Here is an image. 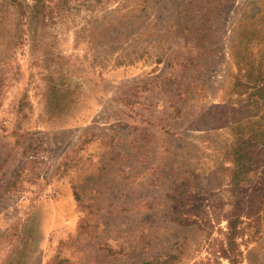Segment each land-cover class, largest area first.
<instances>
[{"label":"rangeland","instance_id":"1","mask_svg":"<svg viewBox=\"0 0 264 264\" xmlns=\"http://www.w3.org/2000/svg\"><path fill=\"white\" fill-rule=\"evenodd\" d=\"M112 6L0 57V264H264V0Z\"/></svg>","mask_w":264,"mask_h":264},{"label":"trees","instance_id":"2","mask_svg":"<svg viewBox=\"0 0 264 264\" xmlns=\"http://www.w3.org/2000/svg\"><path fill=\"white\" fill-rule=\"evenodd\" d=\"M148 3L149 0H0V57L12 56L17 48L26 43L31 42V45H33L31 49L36 51L41 45H47L49 40L51 42L57 41V34L50 31V29L64 23L69 26L68 20L70 18L71 23H78L75 19L78 16L80 23L76 26L79 31H94L96 23L100 21L97 12L109 6V4H113L109 8L111 14L117 13L119 16H111L113 21L110 19L109 23L117 27L120 23H123L122 18H139L147 8ZM44 53L39 58L45 61L49 59V52L44 51ZM121 55L119 53L120 58ZM121 62L123 61L117 60L116 65L121 64ZM51 69L46 67L49 77L52 76ZM70 86V83L51 84V90L48 91L47 95V103L51 92H62ZM243 87L251 88L247 99L264 100V77L253 78L250 84H243ZM243 145L245 144L243 143L238 148L239 162L243 160V156L246 154L242 152L241 147ZM74 197L77 201L79 200L76 188ZM238 222L239 219L234 217L228 220L225 237L229 248L223 249L221 255L228 261L227 264H238L240 261L241 251L237 248L236 239L242 234V231ZM119 251L109 249L110 254ZM169 258H177V255H170ZM155 262H158V259H155V261H142L137 264H154ZM49 264H69V262L66 258L56 255Z\"/></svg>","mask_w":264,"mask_h":264}]
</instances>
